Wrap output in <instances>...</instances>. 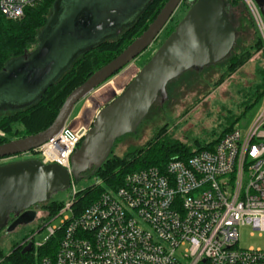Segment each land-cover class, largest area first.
I'll return each mask as SVG.
<instances>
[{
    "label": "built area",
    "instance_id": "built-area-1",
    "mask_svg": "<svg viewBox=\"0 0 264 264\" xmlns=\"http://www.w3.org/2000/svg\"><path fill=\"white\" fill-rule=\"evenodd\" d=\"M241 1L264 49L262 15L253 0ZM41 2L0 0V13L17 19ZM261 98L249 126L232 127L212 148L171 157L162 170L128 172L79 211L67 200L44 222L46 240L59 236L49 253L33 250L38 264H264V249L237 246L240 227L264 231V93ZM89 127L64 124L44 144L17 156L69 169L70 155ZM66 212L58 226L50 225ZM36 232L24 242L37 250L46 240L34 244Z\"/></svg>",
    "mask_w": 264,
    "mask_h": 264
},
{
    "label": "water",
    "instance_id": "water-1",
    "mask_svg": "<svg viewBox=\"0 0 264 264\" xmlns=\"http://www.w3.org/2000/svg\"><path fill=\"white\" fill-rule=\"evenodd\" d=\"M122 2V4L120 2ZM150 0L132 7L131 0H55L53 14L40 31L37 48L8 61L0 71L3 83L25 96L34 85V95L20 102L0 101V109L17 110L35 102L73 61L88 48L93 33L116 34L131 25ZM182 0H166L148 26L119 54L90 73L65 97L51 123L43 130L0 144V158L30 151L54 136L67 121L73 106L102 84L157 37ZM189 7L174 29L132 77L124 91L97 110L91 126L70 155V168L25 158L0 163V227L10 214H19L7 227L33 221L28 208L47 201L52 193L70 186L91 166L99 167L116 139L135 132L158 96L166 97L167 83L190 68H201L222 60L235 43V27L224 11L223 0H187ZM264 18V0H253ZM53 15V16H52ZM125 19L124 21H122ZM105 37V36H104ZM56 70L53 77L46 79ZM32 248L28 242L21 249Z\"/></svg>",
    "mask_w": 264,
    "mask_h": 264
},
{
    "label": "rangeland",
    "instance_id": "rangeland-1",
    "mask_svg": "<svg viewBox=\"0 0 264 264\" xmlns=\"http://www.w3.org/2000/svg\"><path fill=\"white\" fill-rule=\"evenodd\" d=\"M144 1L146 0H131L130 6L138 7ZM120 3L122 4V2ZM188 7V1L183 0L153 42L118 72L94 88L83 99L79 100L73 106L65 124L71 127L84 124L91 126L97 110L124 91L132 77L151 57L167 35L174 29L178 21L184 16ZM225 10L236 32L235 43L230 52L217 63L208 64L201 68H190L178 77L170 80L166 85V97L163 100L160 96L157 97L137 126L135 132L123 135L116 140L111 149L114 155L123 156L126 152L135 150L149 140L156 139L157 136L155 134L161 128L164 131L160 130L161 135L158 138L161 137L162 140L176 139L185 142L191 149H196L198 144L203 145L216 139L229 126L240 129H245L249 126L260 109L262 102V98L254 102L256 99L254 86L260 81L259 69L264 65V50L261 46H254L256 39H261V36L258 28L255 25L254 27L253 25L251 26L249 23V17L243 7L227 4ZM150 18L145 17L143 25L149 22ZM262 19L264 23V18L262 17ZM143 25L134 31L130 37L134 38L136 32ZM124 28L118 33L111 35H104V30L97 31L92 34L88 42L102 36L104 40L115 39ZM32 47L30 46V49ZM244 51L249 56L238 66L229 69V65L232 63L231 58ZM55 72L56 70H53L49 73L46 79L53 77ZM3 84L2 86L4 87L0 88V101L12 100L15 102L32 97L41 85V83L34 85L25 96H22L20 92L18 93L9 87L10 83L6 84L5 82ZM88 97H90L89 101L94 102L86 115L83 116V104ZM7 112L8 110L0 109V116ZM24 131L25 128L19 122H13L6 136L14 139L23 134ZM18 159L23 158L18 156L5 158L1 159L0 163ZM72 182V187L69 186L64 190L52 193L47 201L38 203L36 206L38 211L33 221L19 225L10 231L0 228V252L8 254L17 246H24L27 244L24 241L37 230L39 231L36 232L33 238L34 244L44 242L49 236L44 222L50 216V202L61 201L65 203L72 198L74 204L77 194L81 190L88 186L94 187L102 184L101 179L96 178L92 171L82 173L77 178H72ZM72 194L73 196H71ZM57 211L52 215L54 216ZM65 214H69V212L53 220L50 225L58 226ZM237 246L244 249L249 247L264 249V231L258 234V232H254L248 225L240 227L238 230ZM31 250L32 248L28 252ZM34 251L37 253L36 249ZM34 258V264H38L39 258L36 256Z\"/></svg>",
    "mask_w": 264,
    "mask_h": 264
},
{
    "label": "trees",
    "instance_id": "trees-1",
    "mask_svg": "<svg viewBox=\"0 0 264 264\" xmlns=\"http://www.w3.org/2000/svg\"><path fill=\"white\" fill-rule=\"evenodd\" d=\"M55 0H42L35 7L26 9L24 14L17 19H7L0 13V71L8 63V61L20 57L30 50V46H34L37 42L40 31L47 23L48 15L52 9ZM166 0H150L142 12L137 16L135 21L124 29L117 38L111 40H103L102 42L88 48L73 59L69 68L64 71L54 82L49 84L39 98L32 104L21 109L8 111L0 116V144L12 140L6 136L13 122H19L25 131L17 138L25 137L37 133L45 129L55 117L65 97L76 86L81 84L87 76L102 65L110 61L119 54L134 38H136L153 20L160 8ZM224 11L228 16L225 6H241L249 17L251 26L254 23L250 17L244 3L241 0H223ZM145 17H151L149 22L144 23ZM229 18V17H228ZM230 19V18H229ZM141 25L134 38L130 36ZM262 46L260 38L256 39L254 46ZM264 50V49H263ZM248 53L245 51L231 58L232 63L229 69L242 63ZM260 81L255 84L254 92L257 102L264 93V65L259 69ZM232 126L222 131L216 139L203 145L198 144L196 149H191L185 142L173 139L162 140L158 138L161 128L155 135L156 139L149 140L140 147L126 152L123 156H116L112 152L105 161L99 166H91L87 171H92L96 178H100L102 184L94 187H86L81 190L73 204V210L79 211L90 204L98 195L99 191L104 187H115L121 183L123 176L131 171L138 170L147 166H157L161 170L171 157L187 158L195 151L212 148L215 142ZM14 138V139H17ZM117 140V139H116ZM115 140V142H116ZM114 142V144H115ZM113 144V145H114ZM84 172V173H85ZM63 202L51 201L49 204L50 216L57 211ZM49 216V217H50ZM59 233L55 237L49 238L44 245L37 249L39 256L54 250L57 245ZM14 248V247H13ZM23 246H17L8 254L0 252V264H34L35 258L33 254L34 247L30 252L21 253Z\"/></svg>",
    "mask_w": 264,
    "mask_h": 264
},
{
    "label": "flooded vegetation",
    "instance_id": "flooded-vegetation-1",
    "mask_svg": "<svg viewBox=\"0 0 264 264\" xmlns=\"http://www.w3.org/2000/svg\"><path fill=\"white\" fill-rule=\"evenodd\" d=\"M183 1V0H182ZM181 1V2H182ZM180 2V3H181ZM53 12H54V8L52 7V9H51V11H50V13H49V15H48V18H49V16H51V14H53ZM53 16V15H52ZM128 26H130V25H128ZM127 26V27H128ZM127 27H125L124 29H126ZM123 29V30H124ZM122 30V31H123ZM121 31V32H122ZM120 32V33H121ZM38 43H39V38L37 39V42L34 44V46L29 50V51H27L25 54H30V53H32L36 48H37V46H38ZM18 155V154H17ZM17 155H12V156H8V157H3V158H0V160L1 159H5V158H12V157H17ZM37 204H35V205H33V206H31V207H29L28 208V210L29 211H32V212H34L35 213V215H34V219H35V217H36V214H37V211H38V209H37ZM21 212H19V214H20ZM19 214H10L7 218H6V222H5V224L3 225V226H1L0 228H2V229H6V227L14 220V219H16L17 217H18V215ZM33 219V220H34ZM24 224H27V223H21V224H19V225H24ZM18 225V226H19ZM17 227V226H16ZM15 227V228H16Z\"/></svg>",
    "mask_w": 264,
    "mask_h": 264
},
{
    "label": "bare ground",
    "instance_id": "bare-ground-1",
    "mask_svg": "<svg viewBox=\"0 0 264 264\" xmlns=\"http://www.w3.org/2000/svg\"><path fill=\"white\" fill-rule=\"evenodd\" d=\"M90 107H92V102L89 101V99H86V101H85L84 104H83V108H82V114H83V116L86 115V113L88 112V110L90 109ZM101 107H102V106H101ZM101 107H100V108H101ZM100 108H99V109H100ZM95 114H96V113H95ZM55 140H56V139H55ZM55 140H54V141H55ZM44 143H45V142H44ZM44 143H43V144H44ZM41 145H42V144H41ZM41 145H40V146H41ZM55 146H58V145H57V141H56V145H55ZM38 147H39V146H38ZM36 148H37V147H36ZM63 150H64V149H63Z\"/></svg>",
    "mask_w": 264,
    "mask_h": 264
},
{
    "label": "crops",
    "instance_id": "crops-1",
    "mask_svg": "<svg viewBox=\"0 0 264 264\" xmlns=\"http://www.w3.org/2000/svg\"><path fill=\"white\" fill-rule=\"evenodd\" d=\"M90 97H88L87 99H89ZM92 103L94 102V101H91ZM97 109V108H96ZM96 111V110H95ZM77 126H79V125H77ZM76 127V126H75Z\"/></svg>",
    "mask_w": 264,
    "mask_h": 264
}]
</instances>
